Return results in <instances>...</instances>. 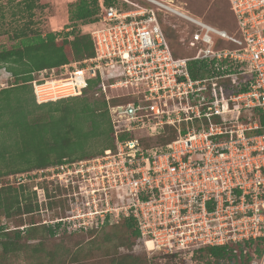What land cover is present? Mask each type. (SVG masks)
Returning <instances> with one entry per match:
<instances>
[{
    "label": "built area",
    "instance_id": "1",
    "mask_svg": "<svg viewBox=\"0 0 264 264\" xmlns=\"http://www.w3.org/2000/svg\"><path fill=\"white\" fill-rule=\"evenodd\" d=\"M143 1L152 6L101 7L90 31L94 55L32 82L41 103L82 96L97 78L114 149L76 161V170L66 163L15 175V183L48 182L76 198L71 215L43 223H61L71 233L132 217L145 252L161 257L264 239V0H228L234 35L160 0ZM155 7L195 28L192 55H173ZM193 61L210 73L192 78ZM225 80L236 88L228 97ZM165 127L178 132L174 141L142 144ZM127 133L134 137L120 138ZM37 184L32 191L39 193ZM251 264H264V248Z\"/></svg>",
    "mask_w": 264,
    "mask_h": 264
},
{
    "label": "trees",
    "instance_id": "2",
    "mask_svg": "<svg viewBox=\"0 0 264 264\" xmlns=\"http://www.w3.org/2000/svg\"><path fill=\"white\" fill-rule=\"evenodd\" d=\"M20 2L15 5L16 13L12 15H18L13 22L20 20L22 25L0 30V35H6L11 42L9 48L5 46L0 48V70L6 71L13 79L7 87L0 88V177L86 160L101 155L106 149H114L108 106L105 99L97 95L99 92L97 78L88 80L87 89L83 91L82 96L42 103L36 102L32 82L45 70L59 69L63 65L82 61L94 55L90 32H81L80 26L96 24L101 7L112 6L121 11L141 7L119 0H77L69 4L70 25L66 29L71 28V30L65 33L54 31L42 33L34 29V12L40 8L36 0ZM1 20H5L3 14L0 17V23L3 25ZM160 26L170 46V38L162 23ZM170 50L173 53L171 46ZM185 56L189 55L179 57ZM199 65V61H193L188 65L192 78H198L203 72L210 73L208 70L210 66ZM241 79L240 77L239 80ZM223 87L226 90L223 96L225 94L228 97L231 92H236V88L230 86L229 80L224 81ZM220 91H223L222 87ZM87 93H91L95 98L87 97ZM213 121L220 122L218 118H214ZM194 122L196 125L197 122ZM260 122L263 126V117L260 118ZM262 131L263 129L255 133ZM180 133H186L185 126ZM177 136L178 132L175 129L165 127L154 138L143 139L142 144L163 146L174 141ZM133 137L132 133L120 136L121 139ZM100 141L103 142V146L98 154H87L86 150ZM42 185H48V182H43ZM39 190V193L29 192L23 184L0 187V215L4 219L15 215L19 218L25 215L31 216L29 224L24 228H21L23 223L20 219V225L12 231V234L4 224L0 226V248L4 254H16L23 250L25 247L20 245L23 236L27 237L26 239L35 236L51 239L56 236L57 231L72 235L94 234L111 229L112 232L106 237V241L116 242L113 244L114 252H118L120 248H124L125 252L119 251L110 264H147L149 261L145 253L139 254L135 250L140 240L134 218L125 217L118 223L90 228L85 232L68 233L61 223H43L46 216L44 212H47L48 208L58 207L54 202L55 196L48 193L46 187L39 186ZM39 199L48 200L40 204ZM37 214L41 221L33 219ZM57 218H63L60 212L56 217H52V220ZM41 243L42 241L38 244ZM263 248L264 239L258 238L223 246L201 247L162 258L168 260L169 264H176V259L180 255L190 253L196 264H251L253 259L261 256ZM41 251L39 247L33 249V253ZM72 263L75 264V261L73 260Z\"/></svg>",
    "mask_w": 264,
    "mask_h": 264
},
{
    "label": "rangeland",
    "instance_id": "3",
    "mask_svg": "<svg viewBox=\"0 0 264 264\" xmlns=\"http://www.w3.org/2000/svg\"><path fill=\"white\" fill-rule=\"evenodd\" d=\"M20 1L22 0H0V17L2 14L5 16V20H1L3 21V25L0 23V30L20 27L22 25L20 20L13 22L18 15H12V13H16L15 5L20 4ZM75 1L77 0H36V3L40 8L36 9L34 12V29L36 28L42 33L49 31L65 33L66 31L71 30V28L66 29L70 25L68 18L69 4ZM119 1L127 2L131 5H141V7H145L147 4L149 7L152 6L143 0ZM160 1L179 12L201 20L214 28L225 30L231 35L236 34L235 22L233 20L228 0ZM154 9H156V7ZM156 10L160 17V23H162L166 34L170 38L169 43L174 55L177 57L185 54L192 55L195 49L191 43V35L195 31V28L182 17L165 10ZM92 28L93 25L80 26L81 32H90ZM3 46L6 48L11 46V42L6 35H0V48ZM43 76L42 74L36 76L38 83H44L42 79ZM12 82L13 79L11 76L3 69L0 70V88H5ZM87 97L91 99L95 98L91 93H87ZM143 133V131L138 130L136 135L142 136ZM102 146L103 142L100 141V143L92 145L91 148L86 150V152L87 154L97 155V152ZM36 184L37 182H33L32 180L31 182H25L23 186L31 192ZM10 185L18 186V184L15 183L14 176L0 177V187ZM37 185L44 188L46 187L48 193L55 196L56 201L54 202L58 207L52 209L48 208L47 212H44V215H46L44 221H52V217H56L58 212H60V215L63 218L72 214L71 211L75 209V205H73L75 198L71 200L68 199V197H65V195L68 194L67 191L59 186L57 187V185H42V182H39ZM55 192L57 193L55 194ZM59 202L62 205L59 204ZM38 215L39 214L34 215L33 219L41 221V218H39ZM47 216L48 218H46ZM30 218L31 216L29 215H25L22 218L15 215L9 219H4V217L0 215V226L4 224L8 228V231L11 232L10 234H12V231H15L17 226L20 225V219H22L23 223V227L21 228H24L29 224V221L31 220ZM111 232L112 230L108 229L94 234L78 233L67 235V233L57 231L56 236L51 239H42L39 236L26 239L27 237L25 238V236H23L24 238L20 241V245L25 248L20 252H17L16 254H4L0 248V264H73V260L75 261V264H110V262L117 256V253L119 254V251L121 253L125 252L124 248H120L118 252H114L113 244L116 242L106 241V237L111 234ZM40 241H42L41 245L38 244ZM37 247L41 248L42 251L40 253H33V249ZM135 250L139 254L145 253L149 260L147 261V264H169L168 260L159 256L158 250H149L150 256H148V251L146 250L145 252V248L140 241L136 244ZM176 264H196V262L192 260L190 253H184L176 259Z\"/></svg>",
    "mask_w": 264,
    "mask_h": 264
},
{
    "label": "flooded vegetation",
    "instance_id": "4",
    "mask_svg": "<svg viewBox=\"0 0 264 264\" xmlns=\"http://www.w3.org/2000/svg\"><path fill=\"white\" fill-rule=\"evenodd\" d=\"M72 164H74V168H75V170H76V161H73V162H71ZM75 182H76V180H75ZM75 192H76V186H75ZM68 195V194H67ZM67 195H65V197H67ZM72 195V194H71ZM57 198H59V197H57ZM74 199V198H73ZM74 203H76V198H75V200H74Z\"/></svg>",
    "mask_w": 264,
    "mask_h": 264
},
{
    "label": "bare ground",
    "instance_id": "5",
    "mask_svg": "<svg viewBox=\"0 0 264 264\" xmlns=\"http://www.w3.org/2000/svg\"><path fill=\"white\" fill-rule=\"evenodd\" d=\"M165 1V0H164ZM168 2V1H167ZM170 3V2H169Z\"/></svg>",
    "mask_w": 264,
    "mask_h": 264
},
{
    "label": "clouds",
    "instance_id": "6",
    "mask_svg": "<svg viewBox=\"0 0 264 264\" xmlns=\"http://www.w3.org/2000/svg\"><path fill=\"white\" fill-rule=\"evenodd\" d=\"M37 102V101H36ZM46 102V101H45ZM42 103V102H41Z\"/></svg>",
    "mask_w": 264,
    "mask_h": 264
}]
</instances>
